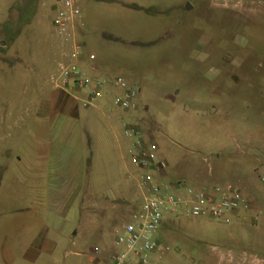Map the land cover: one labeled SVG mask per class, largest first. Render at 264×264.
Wrapping results in <instances>:
<instances>
[{
    "label": "rangeland",
    "instance_id": "obj_1",
    "mask_svg": "<svg viewBox=\"0 0 264 264\" xmlns=\"http://www.w3.org/2000/svg\"><path fill=\"white\" fill-rule=\"evenodd\" d=\"M263 2L86 0L85 5L87 47L105 61L113 77L123 76L138 86L147 113L144 127L168 163L167 171L172 163L185 162L186 167H175L188 184L193 185L195 178L204 181L202 186L231 185L250 199L255 218L250 232L243 229L238 234L244 242L241 264H264V13L257 11ZM10 20L0 1V44L3 40L9 44ZM20 33L12 49L19 47L26 60L56 38L50 13L39 29L24 25ZM11 58L10 48L0 51V115L5 118L0 127L7 129L0 140V223L9 240L19 223L32 224L39 216L18 208L30 203L27 148L18 138L23 135L28 141V127L33 126V119L23 113L27 107L22 94L40 93V87L45 93L52 91L49 79L37 85L22 63L6 67L5 60ZM100 137L85 139L81 159L70 148L66 155L83 165L71 201L76 211L46 215L53 225L70 232L78 228L80 234L68 246V257L59 256L53 264H90L91 259L110 264L111 254L119 250L113 229L127 221L132 208L115 213L108 198L98 202L99 194L111 193L119 185L128 187L129 196L139 201L132 183L108 158L106 143L98 144ZM12 151L24 153L20 163ZM81 205L85 211L79 212ZM230 227L212 219L169 218L157 235L169 251L153 254L149 263L218 264L221 239ZM229 234L237 236L235 231Z\"/></svg>",
    "mask_w": 264,
    "mask_h": 264
},
{
    "label": "crops",
    "instance_id": "obj_2",
    "mask_svg": "<svg viewBox=\"0 0 264 264\" xmlns=\"http://www.w3.org/2000/svg\"><path fill=\"white\" fill-rule=\"evenodd\" d=\"M0 1L4 4L7 14L11 15L10 23H6V25H11L12 33L9 36L5 35L10 40L8 41L9 44H4V40L0 44V51L4 48L12 50L11 60H5L6 67L20 62L22 64H19L23 65L24 69L27 68L30 74L32 73L37 85L42 79H49L52 88V91L49 90L48 93L43 92L40 87V93H32L31 96L27 95L28 93L22 94L27 107L23 113L33 119V126L28 127V141L23 135L18 138V142L27 148L26 197L27 201L30 202L18 208L22 209V211L34 210L39 216L32 224L19 223L18 232L13 240L4 237V225L2 227V223H0V264L5 261L11 262L15 260H17L16 264H53V261H58L57 257L59 256L62 259L68 257V246L74 244L80 234L78 228L75 232H70L65 227L53 225L46 215L54 212L68 216V214L76 211L75 208H71V201L77 188V180H81L79 173L82 172L83 165L81 161H72L67 158L66 155L69 148L81 159L84 156L86 147L85 139L92 136H101L97 140L98 144L103 146L106 143L108 158L113 159L117 167H120L124 178L132 183V187L137 193L135 185L137 169L130 163L128 158L131 140L124 135L122 122L124 120L128 124L135 123L148 134L149 128L146 129L144 127L143 119L147 115L146 108L144 106L143 111L138 110L134 113L123 112L116 108L112 104V99L117 91L109 85L104 87L103 96L90 105L83 103L86 99L84 92L77 91L74 94H69L55 88L52 78L56 73L57 63L62 59V53L65 49L56 34L55 40L47 48L41 49L37 55L34 54L27 60L23 55L24 53H20L19 47L15 50L12 49L20 39L21 26L28 25L39 29L49 13L52 21V2L48 0ZM104 1L115 2L119 0ZM85 5L86 0H82L81 14L85 27L80 31L79 35V40L83 43V53L79 60L80 69L83 73L93 77L112 78V73L106 71V63L103 59L98 57H95L94 61L88 59V56L93 53L87 47L90 42L88 38L90 35H88L86 26ZM136 8L141 9L138 6ZM150 9L144 10L148 12ZM257 11L264 13V2L258 6ZM5 36H2V39ZM139 103L143 104L140 100V94ZM4 119V116L0 115V120L3 123L5 122ZM13 126H16V124L14 123ZM4 130H7L6 126L0 127V140L4 138V136H1V134L4 135ZM148 135L153 141L152 134L149 133ZM12 153L16 156L17 162L20 163V155L24 153L21 151H12ZM157 154L159 158L163 159L159 152ZM176 165L186 167L188 164L182 161L177 162V164H171L174 167ZM171 166L160 178L162 181H189L186 177L180 175V168L176 171V167L173 169ZM193 179L196 182L192 181L193 185H189L198 188L205 187L202 186L204 181L202 183L201 180ZM187 181L185 182L187 183ZM80 185L79 183L78 186ZM117 187L111 193L99 194L98 202L100 198H108L112 201L111 210L119 214L124 213L127 206L132 209L138 208L141 201L140 198L136 202L129 196L128 187L126 189ZM247 200L250 205L249 209L247 211L239 210L231 216L229 224L232 227H230L231 229H226L225 235L221 239L222 248L220 249L218 264L242 263L240 262L243 256L241 247L244 242L242 237H240L241 235L238 234L243 229H247L250 232L255 218L250 199ZM78 211H85V206L81 205ZM231 231H235L237 236L233 237L231 234L228 236ZM74 254L80 255L79 253ZM90 264L97 263L91 259Z\"/></svg>",
    "mask_w": 264,
    "mask_h": 264
},
{
    "label": "built area",
    "instance_id": "obj_3",
    "mask_svg": "<svg viewBox=\"0 0 264 264\" xmlns=\"http://www.w3.org/2000/svg\"><path fill=\"white\" fill-rule=\"evenodd\" d=\"M53 4L52 27L65 48L57 63L52 82L58 90L69 94L84 92V104L101 98L104 87L112 86V104L123 112L144 110L139 103V88L125 77H93L83 73L79 60L83 43L79 40L85 23L81 14L82 0H48ZM90 61L95 56H88ZM95 68V67H94ZM124 135L131 140L130 163L137 169L135 181L140 196L138 208L131 209L127 221L113 229L114 244L119 250L110 256L111 264H148L153 254H164L169 247L157 235L166 220L172 217L205 218L229 224L231 216L250 207L245 196L231 185L194 187L183 180L165 182L160 178L168 164L158 157L157 145L135 123L123 120ZM98 252V248H93Z\"/></svg>",
    "mask_w": 264,
    "mask_h": 264
},
{
    "label": "water",
    "instance_id": "obj_4",
    "mask_svg": "<svg viewBox=\"0 0 264 264\" xmlns=\"http://www.w3.org/2000/svg\"><path fill=\"white\" fill-rule=\"evenodd\" d=\"M189 7V6H188Z\"/></svg>",
    "mask_w": 264,
    "mask_h": 264
}]
</instances>
